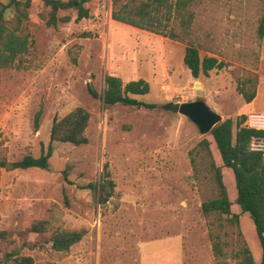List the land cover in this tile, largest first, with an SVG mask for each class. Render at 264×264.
Segmentation results:
<instances>
[{"label":"rangeland","instance_id":"374dc122","mask_svg":"<svg viewBox=\"0 0 264 264\" xmlns=\"http://www.w3.org/2000/svg\"><path fill=\"white\" fill-rule=\"evenodd\" d=\"M29 1L28 17L17 30L28 33L27 48L0 67V231L7 233L9 249L30 255L34 264H217L212 230L224 241L225 264H235L244 243L252 264H260L254 224L235 201L233 171L223 165L212 136L162 105L202 99L222 120L233 121L264 111V36L257 35L264 0H192L188 27L179 13L167 22L166 33L174 31L175 39L114 20L111 0L84 2L89 16L79 20L76 9H60L57 15L69 19L55 26L45 23L49 6L43 0ZM7 2L0 0V10ZM1 25L6 31L14 27L13 9L0 15ZM187 43L200 57L214 56L224 66L192 77L183 61ZM109 74L122 82L148 81L149 92L135 97L156 106L104 105L87 85L101 95ZM240 87L255 91L251 102ZM76 106L90 115L87 142L51 141L53 117ZM203 138L211 154L199 145ZM49 144L48 168L16 167L23 156L37 157ZM212 162L221 167L238 222L201 210L218 192ZM101 174L114 183L105 203L87 187ZM36 220L46 221L44 232L27 231ZM80 228L85 235L68 250L49 247L54 231ZM2 256L0 250V263Z\"/></svg>","mask_w":264,"mask_h":264},{"label":"trees","instance_id":"16d2710c","mask_svg":"<svg viewBox=\"0 0 264 264\" xmlns=\"http://www.w3.org/2000/svg\"><path fill=\"white\" fill-rule=\"evenodd\" d=\"M88 0H43V3L49 6V13L45 19L47 25H56L59 20L67 21L68 15L58 16L60 9H76V20L89 16L88 8L83 4ZM121 0H111L113 9L111 17L114 20L127 23L139 28L163 35H170L175 39L179 37L174 31L169 30L166 33L168 20L174 13H179L183 18V24L188 23L192 18V12L188 11V6L192 0H144L138 5H131L128 0L116 7ZM29 0H8L2 6L0 15L7 10L14 11V27L5 30L0 26V67L9 65L15 57L26 50L28 44V33H17L23 20L28 17ZM115 7V8H114ZM187 12V13H183ZM184 14V15H183ZM187 16V17H185ZM257 35L264 36V14L261 16ZM183 61L189 69L192 77L197 78L200 74H207L209 70L222 68L224 62L214 56L200 57L198 48L187 43L184 50ZM105 87L102 94L97 93L91 85H87L88 91L94 97H100L106 106L116 103L131 105L136 107L154 108V103L141 101L135 97L138 94L149 92L148 81L143 78L122 82L116 75H106L104 78ZM246 102H251L255 96V91H246L242 87L239 90ZM89 112L82 106H76L62 116L55 115L50 127V140L69 142L79 145L87 142L84 130L89 120ZM39 112L34 117L35 127L38 125ZM247 114H240L235 121L230 117L218 122L211 128L208 134L213 138L215 146L219 152L224 166L232 169L235 185V201L240 207L241 212H246L252 219L257 238L261 247L260 264H264V154L262 151L251 148V139L253 136L264 135V130L254 129L244 124ZM233 126L235 129L233 130ZM209 141L206 138L200 140L199 145L206 148L207 153L211 154L208 148ZM52 153V146L49 144L45 150H42L39 156L26 154L17 161L16 167H39L46 169L49 166V158ZM217 183V196L201 203V210L204 215L210 213H219L227 215L229 222H238V214L231 213V201L228 198L226 186L222 180L221 167L211 163ZM107 165L104 164L103 170L105 176L108 175ZM87 187L93 188L97 193L98 202L105 203L112 194L114 183L112 180L99 177L98 182H90ZM46 230L45 220H36L30 223L27 231L41 233ZM86 233V229H60L54 231L49 237V247L56 251H66L71 245L78 242ZM5 231H0V242L5 243V249H0L3 253V263L8 264H34L30 255L19 254L17 250L9 249V238ZM211 242V249L217 264L224 263V250L220 234L208 231ZM253 256L244 243L236 254L235 264H252Z\"/></svg>","mask_w":264,"mask_h":264},{"label":"water","instance_id":"95a60500","mask_svg":"<svg viewBox=\"0 0 264 264\" xmlns=\"http://www.w3.org/2000/svg\"><path fill=\"white\" fill-rule=\"evenodd\" d=\"M163 109L178 112L191 120L201 134H207L218 122L222 121V116L212 110L202 99H195L185 102L169 101L162 105ZM12 163H6L5 167H12Z\"/></svg>","mask_w":264,"mask_h":264},{"label":"built area","instance_id":"2783aa9c","mask_svg":"<svg viewBox=\"0 0 264 264\" xmlns=\"http://www.w3.org/2000/svg\"><path fill=\"white\" fill-rule=\"evenodd\" d=\"M244 124L250 128L264 130V113L252 112L247 114ZM251 148L262 151L264 154V135L253 136L251 139Z\"/></svg>","mask_w":264,"mask_h":264},{"label":"crops","instance_id":"0c3cea01","mask_svg":"<svg viewBox=\"0 0 264 264\" xmlns=\"http://www.w3.org/2000/svg\"><path fill=\"white\" fill-rule=\"evenodd\" d=\"M262 113H264V111H262Z\"/></svg>","mask_w":264,"mask_h":264}]
</instances>
